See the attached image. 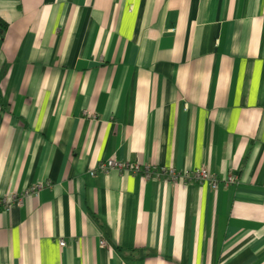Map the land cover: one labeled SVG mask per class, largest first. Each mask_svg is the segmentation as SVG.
<instances>
[{
  "label": "crops",
  "instance_id": "crops-1",
  "mask_svg": "<svg viewBox=\"0 0 264 264\" xmlns=\"http://www.w3.org/2000/svg\"><path fill=\"white\" fill-rule=\"evenodd\" d=\"M0 16V264H264V0Z\"/></svg>",
  "mask_w": 264,
  "mask_h": 264
},
{
  "label": "built area",
  "instance_id": "built-area-1",
  "mask_svg": "<svg viewBox=\"0 0 264 264\" xmlns=\"http://www.w3.org/2000/svg\"><path fill=\"white\" fill-rule=\"evenodd\" d=\"M100 169L103 172H108V170L113 169V168H130L134 173L136 174H140V173H145V177L147 179H152V174L150 171V168L148 166H145V168L143 169L141 164H131L128 162H123V161H119L116 160L115 157H111L110 159H108L107 161H105L104 163H102L100 166ZM96 172H92L91 174H95ZM170 179L175 183V182H179V181H187V180H191L193 178L197 179L200 182H204V181H208L210 183V185L213 188H217L218 187V180L216 178H209V174L206 170L202 169V170H196V171H191L190 169L188 170H171L169 173ZM236 176L233 174H229L227 176V178L225 179V182L227 184H232L236 182ZM42 184H36L35 186L32 187L31 191H33L35 194L39 192V190L42 188ZM65 242L62 241L60 242V245L62 247L65 246ZM105 241H101V245H105Z\"/></svg>",
  "mask_w": 264,
  "mask_h": 264
},
{
  "label": "trees",
  "instance_id": "trees-1",
  "mask_svg": "<svg viewBox=\"0 0 264 264\" xmlns=\"http://www.w3.org/2000/svg\"><path fill=\"white\" fill-rule=\"evenodd\" d=\"M8 28V23L0 16V30L5 31Z\"/></svg>",
  "mask_w": 264,
  "mask_h": 264
}]
</instances>
